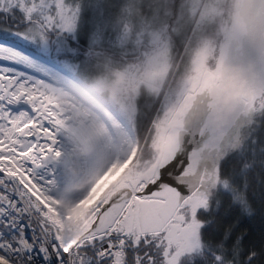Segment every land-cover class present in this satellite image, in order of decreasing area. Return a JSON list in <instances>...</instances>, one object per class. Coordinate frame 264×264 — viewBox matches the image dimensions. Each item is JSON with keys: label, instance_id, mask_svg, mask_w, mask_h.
<instances>
[{"label": "snow or ice", "instance_id": "6c2138e0", "mask_svg": "<svg viewBox=\"0 0 264 264\" xmlns=\"http://www.w3.org/2000/svg\"><path fill=\"white\" fill-rule=\"evenodd\" d=\"M0 33V264H264V0H0Z\"/></svg>", "mask_w": 264, "mask_h": 264}, {"label": "trees", "instance_id": "16d2710c", "mask_svg": "<svg viewBox=\"0 0 264 264\" xmlns=\"http://www.w3.org/2000/svg\"><path fill=\"white\" fill-rule=\"evenodd\" d=\"M262 194H264V188H262L259 184L254 182L253 188L249 193V196L250 198H252L253 196L255 197L253 199V205L258 209L264 206L262 205V201H261ZM262 229H264V222H262L261 217L259 215L252 219L241 217L240 230L249 232L252 239L258 241Z\"/></svg>", "mask_w": 264, "mask_h": 264}, {"label": "rangeland", "instance_id": "374dc122", "mask_svg": "<svg viewBox=\"0 0 264 264\" xmlns=\"http://www.w3.org/2000/svg\"><path fill=\"white\" fill-rule=\"evenodd\" d=\"M0 39L10 40L16 43H20L15 37H10L5 33H0Z\"/></svg>", "mask_w": 264, "mask_h": 264}, {"label": "water", "instance_id": "95a60500", "mask_svg": "<svg viewBox=\"0 0 264 264\" xmlns=\"http://www.w3.org/2000/svg\"><path fill=\"white\" fill-rule=\"evenodd\" d=\"M10 41V40H9ZM13 42V41H12Z\"/></svg>", "mask_w": 264, "mask_h": 264}]
</instances>
